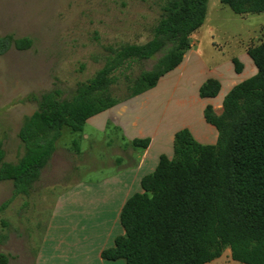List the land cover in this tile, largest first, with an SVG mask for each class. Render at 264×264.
I'll return each mask as SVG.
<instances>
[{
  "label": "trees",
  "instance_id": "trees-1",
  "mask_svg": "<svg viewBox=\"0 0 264 264\" xmlns=\"http://www.w3.org/2000/svg\"><path fill=\"white\" fill-rule=\"evenodd\" d=\"M239 15L264 12V0H220ZM209 0H168L154 37L142 45L111 49L113 56L96 76L81 83L71 98L53 91L39 110L25 118L19 138L25 153L17 164L3 163L0 179L27 189L49 161L62 128L82 133L87 121L114 107L111 86L114 71L130 62L149 60L163 53L153 69L136 79L131 96L154 88L176 69L191 48V37L200 29ZM29 37H0V55L12 47L28 50ZM248 55L257 73L236 85L225 97L223 111L205 110L206 121L219 138L216 145L199 143L188 129L175 134L174 157L162 155L156 170L141 180L142 192L133 194L122 208L125 234L103 251L106 260L127 264H207L231 250L239 264H264V41L250 46ZM236 71H242L238 59ZM221 84L207 81L203 98L216 97ZM147 148L149 140H135ZM5 157L0 147V163ZM0 253V264H8Z\"/></svg>",
  "mask_w": 264,
  "mask_h": 264
},
{
  "label": "rangeland",
  "instance_id": "rangeland-1",
  "mask_svg": "<svg viewBox=\"0 0 264 264\" xmlns=\"http://www.w3.org/2000/svg\"><path fill=\"white\" fill-rule=\"evenodd\" d=\"M167 2L0 0V37H29L33 41L28 50L12 47L0 55V147L5 152L0 168L3 163L17 164L23 157L20 129L25 118L39 110L45 95L59 91L60 99L71 98L79 84L93 79L104 68L113 56L111 49L151 41ZM195 37L209 65L233 57L248 66L240 57L250 46L264 41V12L239 15L220 0H209L207 18ZM162 54L126 63L114 71L116 83L111 86V95L117 105L88 120L104 122V126L95 129L87 123L82 133L64 126L48 163L27 192L11 180L0 179V253L8 256V264H53L60 247L66 244L57 240L56 226L63 228L69 221L74 232L75 221L77 224L84 209L68 199L74 194L81 197V190L87 187L117 180L114 178L134 165L136 155L129 167L120 166L124 160L118 152L130 145L117 126V121H122L119 109L124 104L128 107L127 123L136 121L140 127H153L161 103L168 98V93H163L164 85L154 92L158 85L149 89L146 96L131 94L136 79L153 69ZM165 118L167 125L168 115ZM139 140H149V145L151 142L149 136ZM59 202L63 206L57 207ZM52 246L55 254L49 249Z\"/></svg>",
  "mask_w": 264,
  "mask_h": 264
},
{
  "label": "crops",
  "instance_id": "crops-1",
  "mask_svg": "<svg viewBox=\"0 0 264 264\" xmlns=\"http://www.w3.org/2000/svg\"><path fill=\"white\" fill-rule=\"evenodd\" d=\"M196 32L191 37V48L185 54L182 63L163 76L157 88L151 91L154 92L164 85L163 93L165 91L166 94L168 93L166 102L161 103L163 105L160 109L161 113L153 127H140L136 121L127 123L128 107L125 104L120 106L119 111L122 113L120 120L122 121L112 122H116L117 126L121 127L125 141L130 145L127 150L118 152L120 160H124L120 166L129 167L135 155L137 156L136 162L129 171H124L114 178L118 181H107L100 183L101 185L87 187L83 192L81 190V197L78 198V194H74L68 199L71 201L72 198L74 204L78 203L85 211L82 210L78 215L74 232L71 230L73 224L69 221L64 223L63 228L56 226L57 240L62 239L66 241V244L62 245L63 248L60 247L57 258L55 256L53 259V264H127L125 259L106 260L102 253L114 247L116 238L125 234L120 220L121 211L133 194L142 192V178L156 169L162 155L172 158L175 134L178 131L188 129L194 138L204 145L213 144L218 140L217 129L206 121V108L211 106L216 114H221L227 94L236 85L255 75L257 68L247 50L240 59L246 60L249 64L246 66L241 63L243 67L240 73L236 71L233 57L227 59L225 63L219 61L215 65H209L201 50L198 49L200 42L195 37ZM209 80L218 81L221 89L216 97L203 98L200 95V89ZM146 94L147 92L141 94L140 97ZM178 107L181 109L179 112ZM167 115L168 123L165 125ZM87 123L95 129L104 126V122L99 124V122L87 121ZM125 124H127L126 127H124ZM147 136L151 139L147 148L133 147V140ZM61 206L63 204L59 202L57 207ZM65 226L67 227L64 228ZM49 249L55 254L54 246ZM207 264H239V262L232 259L231 250L227 248L220 258Z\"/></svg>",
  "mask_w": 264,
  "mask_h": 264
}]
</instances>
